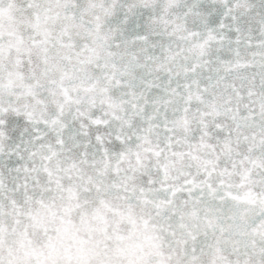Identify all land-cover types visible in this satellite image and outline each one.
<instances>
[{"label": "snow or ice", "instance_id": "obj_1", "mask_svg": "<svg viewBox=\"0 0 264 264\" xmlns=\"http://www.w3.org/2000/svg\"><path fill=\"white\" fill-rule=\"evenodd\" d=\"M0 264H264V0H0Z\"/></svg>", "mask_w": 264, "mask_h": 264}]
</instances>
